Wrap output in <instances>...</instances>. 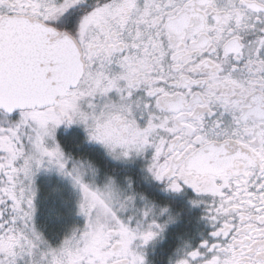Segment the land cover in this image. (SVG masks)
Wrapping results in <instances>:
<instances>
[{"label":"snow or ice","instance_id":"6c2138e0","mask_svg":"<svg viewBox=\"0 0 264 264\" xmlns=\"http://www.w3.org/2000/svg\"><path fill=\"white\" fill-rule=\"evenodd\" d=\"M60 125L193 190L212 231L168 264H264V0H0V264H149L171 209L67 152ZM52 167L83 218L56 239L36 222Z\"/></svg>","mask_w":264,"mask_h":264},{"label":"flooded vegetation","instance_id":"af4514ba","mask_svg":"<svg viewBox=\"0 0 264 264\" xmlns=\"http://www.w3.org/2000/svg\"><path fill=\"white\" fill-rule=\"evenodd\" d=\"M77 132H81L85 135L84 129L79 125H60L57 129V134L61 135ZM80 144L89 153H93L95 151V148H98L107 155L105 149L101 145L88 142L85 139V136L82 138ZM62 146H64V144H62ZM146 155H151V149L148 150ZM127 160V165L130 166V169H128L126 173H130V176H126V178H131L132 186L135 191L137 193H142L148 199L155 200L158 204L166 205L171 209V214L175 217V222L172 223L168 228L171 229L175 226L179 227L183 223H186L188 227L184 230L189 235L187 239H189L193 245L198 244L199 241L203 238L201 234H203L204 236L210 234V232L212 231V226L207 223L206 219L204 218L203 206H193L191 204L192 198L196 195L191 188H186V190L180 194L165 192L163 190V186L154 181L147 173V160L144 156H133L131 159ZM124 186H126V179L124 182ZM167 231L165 232V234L167 233ZM176 231L178 233H181L179 229ZM178 236H180V234H178ZM160 241L161 239L148 246V260H150V256H153L154 253L158 252ZM193 241H195V243H193ZM149 263L151 264V261H149Z\"/></svg>","mask_w":264,"mask_h":264},{"label":"trees","instance_id":"16d2710c","mask_svg":"<svg viewBox=\"0 0 264 264\" xmlns=\"http://www.w3.org/2000/svg\"><path fill=\"white\" fill-rule=\"evenodd\" d=\"M84 136L85 135L81 132H77L65 135L57 134L56 138L61 145L64 144L63 147L67 152H71L74 156H77L78 159L91 160L92 163L100 169L101 176L105 173L110 175L114 174L118 182L124 186L126 176H130V173H126V171L130 169V166L113 160L109 155H106L98 148H95L93 153L87 152L80 144ZM40 188L47 200H44V202L41 201V211H44V217L43 214H41L42 217L40 216L38 224L47 236L56 239L58 236L62 235L67 227L71 226V217L69 220L67 209L60 208L61 203H59L56 197L51 196L52 193L49 192L50 190L41 182ZM187 227V224L183 223L179 227L175 226L171 229L168 228L167 233L159 242L158 252L154 253V255L149 258L151 264H168L177 245L181 242L179 237L181 235L186 239L189 237L188 233L184 230L187 229ZM178 229L181 233L176 231ZM178 234H180V236H178ZM193 243H195V241H193Z\"/></svg>","mask_w":264,"mask_h":264},{"label":"rangeland","instance_id":"374dc122","mask_svg":"<svg viewBox=\"0 0 264 264\" xmlns=\"http://www.w3.org/2000/svg\"><path fill=\"white\" fill-rule=\"evenodd\" d=\"M116 161L123 164L124 163L127 164L128 160H116ZM40 182L43 183L48 190H50L49 192L52 193L51 196L56 197L59 203H61L60 208L67 209L69 214L68 219L70 220L71 217V221H72L71 225L75 223L83 222V218L80 215H78L76 212V207H77L76 201L79 195L78 192L73 189L71 182L67 177L62 176L61 174L58 173L55 167H52L51 169H41L35 177V183L38 189L37 196L35 199L37 224L41 214H43L44 217V211L43 212L41 211V206H42L41 201L44 202V200H47L40 188Z\"/></svg>","mask_w":264,"mask_h":264}]
</instances>
